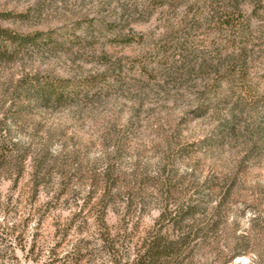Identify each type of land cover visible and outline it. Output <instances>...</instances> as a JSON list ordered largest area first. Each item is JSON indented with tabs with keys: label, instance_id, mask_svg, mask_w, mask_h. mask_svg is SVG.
Masks as SVG:
<instances>
[{
	"label": "rangeland",
	"instance_id": "obj_1",
	"mask_svg": "<svg viewBox=\"0 0 264 264\" xmlns=\"http://www.w3.org/2000/svg\"><path fill=\"white\" fill-rule=\"evenodd\" d=\"M0 53V226L40 259L194 225L166 264H264V0H0Z\"/></svg>",
	"mask_w": 264,
	"mask_h": 264
},
{
	"label": "trees",
	"instance_id": "obj_2",
	"mask_svg": "<svg viewBox=\"0 0 264 264\" xmlns=\"http://www.w3.org/2000/svg\"><path fill=\"white\" fill-rule=\"evenodd\" d=\"M34 84L32 91L37 95V100L42 103L62 102L67 100L70 96L69 94H71H64L63 89L66 88V85L60 82L54 84L51 82L39 83L37 81ZM189 211L184 213L188 214ZM171 219L173 221L176 220L174 216ZM180 224L182 226V223H171V226L178 230ZM187 226V231L185 233L183 231L178 232V236L176 235L174 239L165 238L158 231L155 236L146 240L132 264H166L167 260L177 259L190 244L192 231L199 229H195L194 225ZM16 232L15 227L0 226V264H13L14 260L17 261V257L14 256L16 250L25 251L26 255L24 258L31 260L33 264H76L81 258L75 248L57 257L58 243H56L57 245L47 247L45 249L47 251L46 257L40 259L39 254L43 249L37 244L36 240L32 239L28 245H23L21 238L16 235ZM8 253L9 256H7ZM124 264L129 263L125 262Z\"/></svg>",
	"mask_w": 264,
	"mask_h": 264
}]
</instances>
